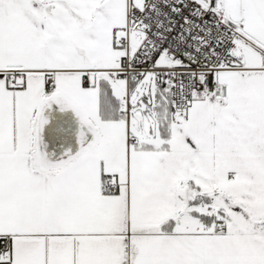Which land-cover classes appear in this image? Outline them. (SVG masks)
<instances>
[{"label":"snow or ice","instance_id":"1","mask_svg":"<svg viewBox=\"0 0 264 264\" xmlns=\"http://www.w3.org/2000/svg\"><path fill=\"white\" fill-rule=\"evenodd\" d=\"M0 264H264V0H0Z\"/></svg>","mask_w":264,"mask_h":264},{"label":"crops","instance_id":"2","mask_svg":"<svg viewBox=\"0 0 264 264\" xmlns=\"http://www.w3.org/2000/svg\"><path fill=\"white\" fill-rule=\"evenodd\" d=\"M61 127L63 128V131L56 135L54 143L62 144L63 148H72V150L75 151V132L77 129V121L70 111L63 114H53V123L48 130L49 139H53L54 130L60 129ZM62 150L63 149L57 148L58 154Z\"/></svg>","mask_w":264,"mask_h":264},{"label":"water","instance_id":"3","mask_svg":"<svg viewBox=\"0 0 264 264\" xmlns=\"http://www.w3.org/2000/svg\"><path fill=\"white\" fill-rule=\"evenodd\" d=\"M57 154H58V152H57Z\"/></svg>","mask_w":264,"mask_h":264}]
</instances>
